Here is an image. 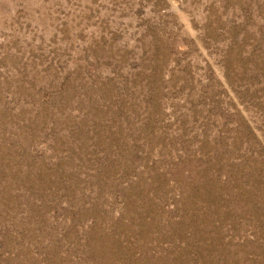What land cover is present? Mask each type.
<instances>
[{"label":"rangeland","instance_id":"374dc122","mask_svg":"<svg viewBox=\"0 0 264 264\" xmlns=\"http://www.w3.org/2000/svg\"><path fill=\"white\" fill-rule=\"evenodd\" d=\"M0 264H264V0H0Z\"/></svg>","mask_w":264,"mask_h":264}]
</instances>
